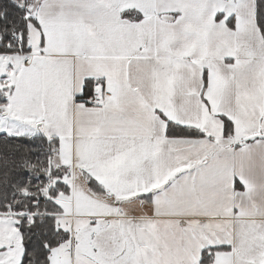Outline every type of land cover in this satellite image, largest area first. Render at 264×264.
Instances as JSON below:
<instances>
[{
    "label": "snow or ice",
    "instance_id": "snow-or-ice-1",
    "mask_svg": "<svg viewBox=\"0 0 264 264\" xmlns=\"http://www.w3.org/2000/svg\"><path fill=\"white\" fill-rule=\"evenodd\" d=\"M0 264H264V0H0Z\"/></svg>",
    "mask_w": 264,
    "mask_h": 264
}]
</instances>
